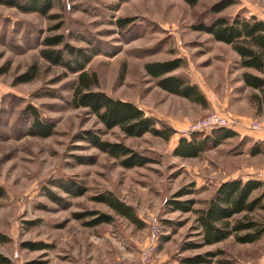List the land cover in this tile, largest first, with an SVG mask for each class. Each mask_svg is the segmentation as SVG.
I'll return each mask as SVG.
<instances>
[{
  "label": "rangeland",
  "instance_id": "rangeland-1",
  "mask_svg": "<svg viewBox=\"0 0 264 264\" xmlns=\"http://www.w3.org/2000/svg\"><path fill=\"white\" fill-rule=\"evenodd\" d=\"M69 1L67 8L62 0H54L48 12L54 16L0 4V253L9 259L0 264H139L140 249L155 223L161 230L148 264H264V235L248 243L230 235L183 248L186 241L198 239L194 213L168 203L185 189L190 192L178 199L192 197L195 207L203 206L228 177L226 149L233 137L197 156L173 153L180 136L190 137V123L212 111L242 115L239 112L251 110L252 89L241 79L245 67L239 56L230 44L195 25L237 12L264 19V0H234L219 12L211 10L217 0L193 5L185 0ZM118 17L131 20L121 26ZM54 33H63L73 45L95 48L86 64L98 77L93 88L134 101L158 126L174 127L170 138L150 132L126 135L118 126H104L86 108L73 107L76 73L40 54L43 37ZM172 58H180L181 64L170 73L196 83L205 102L161 88L144 69L146 61ZM33 62L35 76L17 82L16 75ZM28 104L53 123L51 134L28 132L31 116L23 111ZM252 117L247 126L253 119L262 120L257 114ZM87 129L122 141L151 161L122 166L118 158L79 138ZM67 181L84 185L85 192H66ZM104 191L130 204L137 220L93 198ZM92 209L112 219L89 225L97 214L75 215ZM256 216L264 223V210H257ZM216 249L223 252L204 262H185L186 257Z\"/></svg>",
  "mask_w": 264,
  "mask_h": 264
},
{
  "label": "trees",
  "instance_id": "trees-1",
  "mask_svg": "<svg viewBox=\"0 0 264 264\" xmlns=\"http://www.w3.org/2000/svg\"><path fill=\"white\" fill-rule=\"evenodd\" d=\"M189 4H195L199 0H185ZM234 0H217L211 5L213 12H219L233 3ZM0 4L14 6L20 11H36L40 14L48 13L54 4V0H0ZM130 17H118L116 22L124 26L130 22ZM196 29L210 33L214 39L231 45L239 55V64L242 67H251L260 74L249 70H243L241 77L246 85L258 89L252 92L250 99L258 106L264 104V19L254 14L250 16L237 12L232 16L218 15L209 22H200ZM43 47L41 56L52 64L61 65L67 71L76 73L73 81L70 104L73 107H84L95 114L98 121L111 128L118 126L126 135L140 136L150 132L164 139H169L175 132L174 127L162 123L157 125V120L147 115L143 108L130 99L115 97L104 90L94 89L98 77L95 71H88L86 64L95 48L76 46L69 43L63 33L45 35L42 39ZM57 45H60L56 47ZM181 64L180 58L165 60H150L144 63L145 71L156 78V83L163 89L187 97L197 102H205V95L199 86L189 81L182 74L170 73ZM37 65L35 62L18 75L17 82L28 81L35 76ZM25 114L31 116L28 129L30 134L47 136L53 131V123L46 121L39 115L37 108L28 104L23 109ZM235 131L229 127H219L211 130L209 134L192 131L190 137L182 135L178 138L173 148L175 155L190 157L197 156L203 150L217 146L226 137L232 136ZM81 139L97 147L101 151L119 159V163L125 167L143 165L151 161V158L139 153L122 141H112L102 138L99 132L92 129L84 130ZM259 143L251 147V153L260 152ZM66 192L72 195H81L86 188L80 183L67 181L63 185ZM261 191H256L258 189ZM4 190L0 187V195ZM185 189L175 192L168 203L172 208L194 213L196 235L198 239L188 240L183 243V248H194L206 244H212L234 236L240 243H248L258 240L264 235V223L256 216L257 210H264V181L256 178L229 179L221 181L214 193L205 204L195 207V199L190 197L178 199ZM52 196V194H51ZM53 198H56L52 196ZM96 200L105 202L116 213L126 216L131 220H137L133 207L121 200L111 191H104L94 195ZM86 214H97L87 221L89 225L109 221L112 215L107 212L88 210L75 213L76 217ZM0 233V238H1ZM223 252L222 249L197 253L186 257L187 263H200L208 260L209 255ZM8 257L0 253V263L8 262Z\"/></svg>",
  "mask_w": 264,
  "mask_h": 264
},
{
  "label": "crops",
  "instance_id": "crops-1",
  "mask_svg": "<svg viewBox=\"0 0 264 264\" xmlns=\"http://www.w3.org/2000/svg\"><path fill=\"white\" fill-rule=\"evenodd\" d=\"M244 70H249L261 75L260 72L251 67H245ZM244 85L246 84L244 83ZM246 87L251 88L252 92L258 90L249 85H246ZM251 102V110L239 112L242 115L233 114L229 111H221L226 115L239 118L243 117V119L241 118L242 123L229 127L235 131V134L225 138H234L232 140L233 144L229 143L226 149V173L228 177L225 180L235 178H241L243 180L247 178H256L264 181V128L252 129L249 128L246 123L249 119L254 118L252 115L257 114L261 119L264 117V104L261 103V105L258 106L255 101L251 100ZM239 140L242 142L241 144L239 143ZM255 143H259L261 151L251 153V147ZM220 144H222V142L218 145Z\"/></svg>",
  "mask_w": 264,
  "mask_h": 264
},
{
  "label": "built area",
  "instance_id": "built-area-1",
  "mask_svg": "<svg viewBox=\"0 0 264 264\" xmlns=\"http://www.w3.org/2000/svg\"><path fill=\"white\" fill-rule=\"evenodd\" d=\"M66 7H70L69 0H62ZM238 123H242V119L236 116L226 115L222 112L212 111L204 116L198 117L193 120L189 127V131H205L209 132L212 129L219 127H231ZM248 126L252 129L264 128V117L262 120L253 119L249 121ZM161 226L157 223L153 224L150 233L147 235L146 241L140 249L139 264H148L152 254L156 251L159 233Z\"/></svg>",
  "mask_w": 264,
  "mask_h": 264
}]
</instances>
